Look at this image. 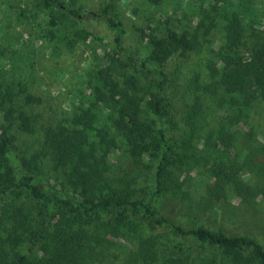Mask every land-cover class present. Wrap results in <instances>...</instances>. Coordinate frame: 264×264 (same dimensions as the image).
Listing matches in <instances>:
<instances>
[{"label":"trees","instance_id":"obj_1","mask_svg":"<svg viewBox=\"0 0 264 264\" xmlns=\"http://www.w3.org/2000/svg\"><path fill=\"white\" fill-rule=\"evenodd\" d=\"M38 4L47 10L43 34L53 49L90 37L77 25L80 8ZM253 5L240 0L230 11L215 0L193 26L142 34L143 56L135 57L123 46L115 0H106L97 15L113 32L115 55L103 65L94 57L88 102L45 123L28 155L13 139L32 133L26 106L38 99L23 82L0 93V264H264V246L253 237L186 228L158 210L202 169L211 173V190L250 191L238 165L209 157L230 144L252 110L264 112V3ZM216 29L223 32L217 49L208 46ZM193 53L202 54L201 67L181 81L172 66ZM120 143L123 167L111 160ZM143 166L152 168L145 185L136 177ZM164 225L178 243L159 239L155 230ZM188 239L198 247L186 249Z\"/></svg>","mask_w":264,"mask_h":264},{"label":"rangeland","instance_id":"obj_2","mask_svg":"<svg viewBox=\"0 0 264 264\" xmlns=\"http://www.w3.org/2000/svg\"><path fill=\"white\" fill-rule=\"evenodd\" d=\"M105 1L66 0L68 7L81 9L76 18L77 25L91 35L73 48L62 45L56 50L43 34L48 14L39 6L38 0H0V93H6L8 85L13 88L23 82L30 95L38 99L26 106V113L32 119V133L15 134L13 139L22 153L28 155L36 147L45 123L57 122L61 117L69 116L80 102H88L90 89L86 86V70L92 66L94 57L103 65L109 64V58L115 55L113 32L97 15ZM238 1L220 0L230 11V4ZM252 1L259 9L264 3L263 0ZM213 3L215 0H115L126 30L125 51L135 57L143 56L142 34L180 32V25L182 28L184 24L195 25ZM214 14L223 23L221 15ZM222 33L218 29L212 31L208 46L217 49ZM201 56L193 53L189 58L175 62L172 69L181 81L197 66L201 67ZM127 70L131 72L132 68L127 66ZM213 114L216 118L221 115L220 112ZM0 124H3L2 112ZM230 133V144L220 146V151L210 152L209 159L238 165L239 176L250 187L249 193L209 189L206 182L211 173L202 169L201 174L192 172L187 176L180 194L166 198L159 205V214L167 215L186 228L203 226L226 235L253 237L264 246V112L255 108L246 122ZM120 146L121 149L111 155V160L123 167L127 164L123 155L126 146L124 143ZM144 164L151 165L152 162L145 160ZM143 168L136 176L141 185H145L144 174L150 175L152 171L151 167ZM155 231L165 243L179 242L178 238L174 239L169 226L157 227ZM184 247L193 250L198 243L188 239Z\"/></svg>","mask_w":264,"mask_h":264}]
</instances>
